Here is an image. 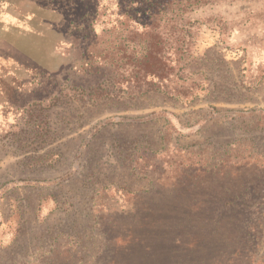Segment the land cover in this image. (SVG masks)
Instances as JSON below:
<instances>
[{
  "label": "rangeland",
  "instance_id": "obj_1",
  "mask_svg": "<svg viewBox=\"0 0 264 264\" xmlns=\"http://www.w3.org/2000/svg\"><path fill=\"white\" fill-rule=\"evenodd\" d=\"M96 2L0 0V264H264V0L192 13L143 96Z\"/></svg>",
  "mask_w": 264,
  "mask_h": 264
},
{
  "label": "trees",
  "instance_id": "obj_2",
  "mask_svg": "<svg viewBox=\"0 0 264 264\" xmlns=\"http://www.w3.org/2000/svg\"><path fill=\"white\" fill-rule=\"evenodd\" d=\"M237 1L239 0H110L108 6L100 9L102 0H97L95 13L86 15V18L94 17L95 19L89 24L90 32L94 34L95 38L99 36L96 31L97 26L100 25L97 19L102 18L100 20L104 25L102 35L107 33L123 34L120 40L126 41L128 44H140L142 53L137 68L144 76L143 79L135 81V89L138 91H136L137 96H143L153 91H159V85L162 80H167V76H179L181 61L187 56L188 48L191 45L189 40L191 28L196 25L195 22L189 20L191 14L208 5ZM112 18L115 19V25L108 29L107 26H111ZM128 21H132L133 24L130 25ZM125 32H128V35L124 36ZM117 46L114 47L115 54L119 55L121 48H117ZM169 48L173 53L172 58L175 66L167 72V51ZM95 58L98 57L95 56ZM127 58L123 55L121 61L123 62ZM124 64L129 65L130 63L125 62ZM125 83L130 84L128 80L122 79L120 85Z\"/></svg>",
  "mask_w": 264,
  "mask_h": 264
}]
</instances>
